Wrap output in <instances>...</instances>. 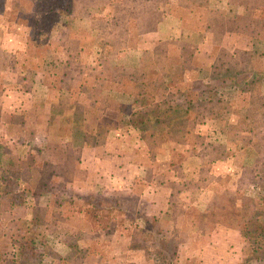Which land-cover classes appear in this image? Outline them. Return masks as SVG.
Listing matches in <instances>:
<instances>
[{
    "label": "crops",
    "instance_id": "1",
    "mask_svg": "<svg viewBox=\"0 0 264 264\" xmlns=\"http://www.w3.org/2000/svg\"><path fill=\"white\" fill-rule=\"evenodd\" d=\"M26 4L0 0V175L28 201L10 208L0 194V264H77L69 257L85 251L83 264L147 258L137 231L97 223L93 213L108 198L117 209L110 222L128 217L136 199L146 216L177 225V239L206 240L191 259L240 264L239 228L210 211L225 204L228 217L241 197L238 208L254 213L264 198V122L256 123L264 78L222 80L214 70L256 63L252 77L264 76V40L249 33L262 28L264 3L109 0L65 9L56 26ZM141 79L155 84L147 94L154 103L143 91L146 106L137 100ZM180 101L189 109L184 122L151 114ZM43 162L60 174L41 186ZM48 220L55 230L45 229Z\"/></svg>",
    "mask_w": 264,
    "mask_h": 264
},
{
    "label": "trees",
    "instance_id": "2",
    "mask_svg": "<svg viewBox=\"0 0 264 264\" xmlns=\"http://www.w3.org/2000/svg\"><path fill=\"white\" fill-rule=\"evenodd\" d=\"M58 2V3H57ZM256 2V0H255ZM57 3L56 8H60L62 10L69 9V6L73 7L75 6L74 0L73 2L68 3L66 5V0H54L53 4ZM264 3V0H258V4L261 5ZM59 5V6H58ZM257 8L260 11L264 12V7H258ZM55 9V10H58ZM252 9V7H251ZM47 12L50 10H53V7L51 6L50 10L45 9ZM260 22H262V28L259 26L257 28L252 27V31L249 32L251 33L255 38L257 39H262L264 40V15H260ZM247 19H250L247 18ZM242 29V28H241ZM248 69L245 67V65H229L227 63L221 62L220 64H217L215 66L214 70V75L215 78L217 79H231L234 80L235 82H238L236 77L238 74H240L241 77H244V80L247 81H260L264 78V76H261L259 79H255L253 75L255 65L258 64H247ZM264 68V63L260 64ZM264 70V69H263ZM144 76L147 77L145 73H137V77L139 76ZM143 85L142 83H139L138 87L135 88L137 89V94L138 96V102H141L142 105L146 106L147 104L145 103L148 98L143 94V91L146 90L145 87H147V90L145 91L146 95L148 94V91L150 88L154 85H151V82H147L146 80H143ZM148 83V86H147ZM145 96V97H142ZM148 96V95H147ZM149 100H150V96ZM141 99H144L143 101H140ZM150 103H154V101L150 100ZM257 104H259L260 100H256ZM148 103V104H150ZM189 109L186 108L185 103L183 101H180L178 105H170L163 103L161 105L157 104V106H154V109L151 111V114H153L155 117H158L159 119L161 118H166L170 120L172 123L176 124L177 122L181 121L184 122L186 119V115L188 114ZM175 131H178L177 126H175ZM253 131V130H252ZM42 169H47L51 171L52 175H56L57 172L56 170H53L52 168H55V165H49L47 162H43L40 164ZM44 181V177L42 179ZM21 187H19V183L16 180L10 179L7 175H0V194L5 195L8 203L11 204L10 208H14L16 205H26L28 201H26V198L24 197L22 191L21 193L18 192L20 191ZM264 190V188H263ZM235 203L231 204L233 211L228 217H222L224 215H221V213L225 212V204L220 205L219 209L217 210L215 207L210 211L211 214H213V217L216 216L218 217L220 215V219H216L220 221V224H224L228 227L232 228H239L241 231L242 237L244 242H247L249 249L251 250L250 255H246L243 260L241 261V264H264V198L259 200V206L258 209L254 213H248L244 212L241 210V208H238V203L241 201V197L237 198V200H234ZM135 203V200L133 201ZM108 203V202H107ZM220 203V202H219ZM230 203L231 200H230ZM105 205V204H102ZM107 205V204H106ZM95 207V206H94ZM105 208H102L101 210L99 209V206H97L95 212L93 213L94 217L98 220L99 225L102 228H108L110 227V220L113 219L112 214H114L115 210L112 206H110V203H108V206H104ZM94 211V210H93ZM102 213V214H101ZM127 215L128 218L130 217L129 221L130 224L132 223V227L134 228L135 231H137L138 235V240L140 243L146 242L147 247H155V248H160V260L161 262L165 259L168 253L169 249V242L166 240L165 235H162L165 232H162L163 229L161 228V223L158 222L157 219L148 217L146 215H141L139 217L132 216V213H130L129 210H127ZM37 219L40 220V216L37 212ZM239 217L240 220H239ZM103 218H106L108 221H103ZM234 218L232 221L231 219ZM225 222V223H223ZM115 224V223H113ZM52 224L50 222H47V226L42 223H38L37 229H40L41 227H45V229H52ZM43 238V237H42ZM41 238V239H42ZM165 238V239H164ZM149 241V242H147ZM151 247V248H152ZM21 253L23 254V246ZM24 255V254H23Z\"/></svg>",
    "mask_w": 264,
    "mask_h": 264
},
{
    "label": "rangeland",
    "instance_id": "3",
    "mask_svg": "<svg viewBox=\"0 0 264 264\" xmlns=\"http://www.w3.org/2000/svg\"><path fill=\"white\" fill-rule=\"evenodd\" d=\"M157 1H159V2H165L166 4H169V2H176V0H171V1L170 0H157ZM53 2H54V0H33L32 3H31V5H30L29 4V0H27L26 6L27 7H37L39 11L43 12L42 15H41V16H43V19L41 21H42V23L44 25H47V26H56V25L61 24V22H62V16L60 17V13H61V11H64V10H62L60 8L59 9L56 8L58 2L57 3H54V4H53ZM70 2H73V0H66V3H67L66 5H68V3H70ZM107 2H109V0H74L75 6H73V7H76V8H78V7H88L90 5H94V4L95 5H97V4L102 5L104 3L106 5ZM51 6L53 7V10H50ZM73 7L69 6V8H71V9ZM48 8L50 10L49 11L50 14L45 15V12H47L45 9H48ZM118 8L120 9V6L119 5H118ZM55 9H58V10H55ZM118 17H119L120 21H122L121 17L120 16H118ZM122 24H123V22H122ZM124 28H125V26H124ZM248 66L249 65H247V64L245 65V67L247 69H248ZM260 69H264V68L261 67ZM263 122H264V118L263 117L260 120H257L256 121V123H260V124H262ZM259 128H263V126H260ZM263 134H264V132H263ZM49 165H51V163H49ZM52 169L53 170H56L57 174H60V170H59V167L58 166L55 165V168H52ZM42 172H43L42 173V176L44 177V181L42 180V177H41L40 178L41 179V182H40V185L41 186H43L45 184H49L50 181H51L50 179H51V175H52L51 174V171H49L47 169H43ZM224 194H226V193H224ZM225 197L231 199V197H229L228 195H225ZM120 199H122V198H119V200ZM233 200H234V198H233ZM107 201H108V203L110 202L109 198H108V200L107 199L101 200L100 201V204H104L105 203L104 206H108ZM98 203L99 202L97 200L96 201V204H98ZM127 209L130 211V213H132V216H136V217H139L141 215H147L148 214V213L145 214V213L142 212V206L139 205V202L136 203V199H135V203L134 202H129V205H128V208ZM175 213L177 215V212H175ZM125 217H126L125 218L126 221L124 219L123 221H120L119 220L120 222L118 224L117 223H115V224L111 223L110 224V227H108V228H105L104 229L100 225L99 226L103 230H105V231L115 230L118 226H121L122 229H124V227H125L126 230H127V227L129 226V230L130 231H131V229H132V231H135L134 228L131 226L132 223L130 224V221H129L130 217L129 218L127 216H125ZM213 218L214 219H220V215L218 217L214 216ZM240 218L241 217H239V219ZM233 219L234 218H232L231 220L232 221H235ZM103 221L105 222V221H108V220H106V218H103ZM49 222L53 225L52 226V230H55V227H56L55 223H53L52 221H49ZM81 223L82 224H78V223L75 222V225H78V226H80V227L83 228L84 227L83 221ZM97 223H98V220H97ZM187 226L190 227V225H187ZM161 228L163 229L162 232H165L162 235H165L166 240L169 242V249H168L169 255L165 256L166 257L165 259H167V260H164V261L161 262V260H160V254H159V253H161L159 251L160 248L152 247L154 244L151 246L152 248L151 247L148 248L146 242L140 243L139 240L136 239L137 245L140 246V247L142 246V247H144L146 249V252H147V255L146 256H147V258L144 255H141L140 254L137 258L135 257V259H136L137 262H134V264H199L200 259H194V258L191 259L190 257L192 256L193 252L199 250V248H197L198 246H203V245L206 244V240H203V241L195 240V241H188V242H187V240L186 241H182V240L177 239V234L175 235V233H177V228H178L177 225L175 227H172V229H167L163 225H161ZM191 228H192V225H191ZM77 231H79V230H77ZM82 233H86V232H82ZM137 234L138 233L135 232L134 235L138 238V235ZM81 237L84 238V240H86L88 238H91L89 235H85V234H83ZM82 238H81V240H82ZM102 239L105 242L107 241V239H105V237H103ZM77 241H78L77 240V237L73 236L71 242L73 244H76ZM147 242H149V241H147ZM181 242L182 243L183 242L186 243L185 244L187 246L186 249H184V246H183V249H182V247H181V249L179 248V245L181 244ZM101 246H103V245L100 244L97 247L99 248ZM243 246H244V249H243V254H242L241 258H240V261H242L243 258L246 255H250L251 254V250L249 249L247 242H244V240H243ZM86 254H87V251H85V253H83V254L80 253V252L75 253V254H73V255H71L69 257V259H70L69 262H73V263H77V264H83L82 260H83V258L85 257ZM96 261H99V260H96ZM66 264H71V263H68L67 262Z\"/></svg>",
    "mask_w": 264,
    "mask_h": 264
}]
</instances>
